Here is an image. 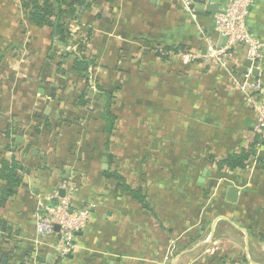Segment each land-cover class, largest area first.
<instances>
[{"label":"crops","instance_id":"1","mask_svg":"<svg viewBox=\"0 0 264 264\" xmlns=\"http://www.w3.org/2000/svg\"><path fill=\"white\" fill-rule=\"evenodd\" d=\"M200 1L205 8L193 16L178 0H96L81 13L72 32L91 31L87 47L96 63L87 112L78 103L82 80L55 69L74 38L54 46L49 28L30 26L20 0H0V163L13 157L21 164L18 187L0 178V192L11 193L1 198L0 264H264V144L227 73L206 59L203 39L219 44L213 17L227 0ZM247 27L264 42V0L251 7ZM51 46L55 62L46 58ZM230 65L243 70L249 63L238 53ZM253 75L264 83V63ZM96 87L117 89L107 148ZM10 119L16 142L2 136ZM26 144H33L29 152ZM7 146L20 160L9 158ZM242 150L243 167H217ZM107 155L112 163L103 169ZM109 168L143 190L151 210L121 195L103 175ZM65 170L80 175L73 205L89 206L92 218L73 257L57 262L51 248L33 242L34 213Z\"/></svg>","mask_w":264,"mask_h":264},{"label":"built area","instance_id":"2","mask_svg":"<svg viewBox=\"0 0 264 264\" xmlns=\"http://www.w3.org/2000/svg\"><path fill=\"white\" fill-rule=\"evenodd\" d=\"M257 0H227L226 5L215 13L214 27L219 38V44L208 38L203 39L206 59L212 65L222 68L227 73L230 85L238 91L244 104L254 114V131L260 140L264 139V83L259 75H253V69L258 73L264 63V42L251 35L247 27V19L251 7ZM185 12L195 14V0H178ZM155 52L163 55L161 49ZM242 54L243 60L249 63L246 69H233L231 59ZM182 58H201V55L191 57L178 53ZM208 64V63H207ZM237 67V66H236ZM13 121L8 120L7 126ZM7 127L3 132L6 136ZM20 152L9 154L20 160ZM78 184L72 172L59 181L58 185L48 195L39 196L35 206V239L36 246H48L52 249L56 261L67 259L75 254L78 234L85 231L92 214L90 207L77 208L73 203L78 191ZM62 192V196H61ZM48 242V244H47ZM32 264H39L37 261Z\"/></svg>","mask_w":264,"mask_h":264},{"label":"trees","instance_id":"3","mask_svg":"<svg viewBox=\"0 0 264 264\" xmlns=\"http://www.w3.org/2000/svg\"><path fill=\"white\" fill-rule=\"evenodd\" d=\"M96 0H20V9L24 13L27 18L30 26L40 29L47 27L52 32V37L54 40V46H69L68 40L70 38H74V43L72 47L74 50H70L60 56V59L56 62V72L60 74L61 77L65 78L66 75H73L74 77L82 80V90L81 94L78 97V103L83 106L85 111H91L89 109V104L84 100L86 88L88 87V79L90 74V69H94L96 67L95 58L93 54L89 51L87 45L91 39V31L88 30L85 33H73L72 25L73 23H77L81 13L90 9L93 3ZM106 3L112 4L115 0H104ZM70 24V25H69ZM54 46H51L49 52L47 53V59L50 62H55L56 55L53 52ZM72 48V49H73ZM164 51H171L176 53L177 51L174 49H163ZM52 51V52H51ZM155 54L162 59H166L159 53L155 52ZM73 58L72 65L69 71H64L61 69V65L65 62V60ZM54 65V64H53ZM97 88V97L101 98L104 101L102 105V110L100 113V120L104 124L103 129L105 133V148L108 146L109 138L115 129V122L117 120L116 114L112 111V102L115 99L114 93L117 89L113 88L112 90H103L100 87ZM39 123L35 127V134L39 133ZM81 129H84V124L80 125ZM7 138L9 137L11 141L16 142V137L18 136V130L14 127L13 123L7 126L6 132ZM258 142V140H257ZM259 143L264 144V139L259 140ZM33 145V144H32ZM31 144H26L23 147L24 152H29L32 147ZM253 145V144H252ZM7 153L16 154L17 151L10 146H7L5 150ZM248 157V152L242 150L240 154L232 155L224 159L223 161L216 162L217 167L224 168L228 167L229 169H235L238 167H243L244 162ZM111 156L107 155V164L109 167L111 166L112 160ZM214 160L213 157H209L206 159L207 162H212ZM215 162V161H214ZM1 175L0 178L7 184V187H18L21 184V179H19L18 174L21 171V164L14 160L12 157L10 160H1ZM66 171V170H65ZM62 171L60 180L66 178L69 175L68 171ZM75 181L81 186V177L77 174V171H72ZM105 178L113 179L117 182V189L120 194H128L129 197L141 205L145 210H151L146 201V194L141 189H133L130 188L126 184L125 177L121 171H110V168L103 172ZM2 193V197H0V206L3 203L4 199L9 197L11 193L9 192H0ZM4 198V199H1ZM73 257V256H71ZM68 257V258H71ZM67 258V259H68ZM62 262V261H61Z\"/></svg>","mask_w":264,"mask_h":264},{"label":"water","instance_id":"4","mask_svg":"<svg viewBox=\"0 0 264 264\" xmlns=\"http://www.w3.org/2000/svg\"><path fill=\"white\" fill-rule=\"evenodd\" d=\"M203 4H204V1H200L199 3H197L196 5H195V8L196 9H198L199 11H202L205 7L203 6ZM207 10L209 11V12H211V11H213V10H215V8H213V7H207ZM103 163H104V166H103V169H107V165H106V163H107V160H106V158H103ZM236 189H234V188H231L230 190H229V193H228V200L229 201H234V196H235V193H236V191H235ZM63 194H62V192H61V196H62Z\"/></svg>","mask_w":264,"mask_h":264},{"label":"rangeland","instance_id":"5","mask_svg":"<svg viewBox=\"0 0 264 264\" xmlns=\"http://www.w3.org/2000/svg\"><path fill=\"white\" fill-rule=\"evenodd\" d=\"M70 50H74V48H73V49L71 48ZM154 50H155V49H154ZM88 88H91V86H89Z\"/></svg>","mask_w":264,"mask_h":264}]
</instances>
